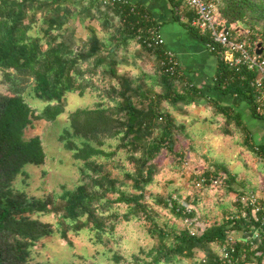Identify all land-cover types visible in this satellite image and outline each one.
<instances>
[{
    "label": "trees",
    "instance_id": "16d2710c",
    "mask_svg": "<svg viewBox=\"0 0 264 264\" xmlns=\"http://www.w3.org/2000/svg\"><path fill=\"white\" fill-rule=\"evenodd\" d=\"M172 2L178 6V19L184 11L191 19L193 9L186 2ZM216 5L220 21L248 28L252 39L264 41V0H217ZM190 19L184 24L207 41ZM77 21L87 30L83 36L76 34ZM157 26L142 5L128 0H0V264H53L32 260L33 246L44 235L59 232L68 241L70 231L86 229L94 243L107 244L120 218L137 217L149 219L153 243L143 255L133 253L130 264H264V223L249 207L229 217L238 205L232 196L247 189L224 162L213 160L210 168L226 182L221 186L226 202L220 205L219 219L192 232L188 219L196 213L201 192L191 189L189 210L174 198H154L169 206L175 217H183L184 226L174 222L168 229L156 220L159 213L148 200L147 184L164 165L163 155L180 162L183 151L192 147L172 108L215 106L226 118L223 132L245 135L238 113L229 112L178 72L163 70L164 44L148 45L143 39ZM227 75L231 81L223 84ZM250 75L220 60L216 83L257 114ZM75 91L96 96L93 106L68 112L65 133L78 140L60 135L80 160L79 182L58 196L28 195L12 186V178L25 173L24 164L42 163L46 152L40 135H27L26 129L34 119H56L65 110L68 93ZM31 92L46 102L42 109L26 99ZM110 139L113 148L104 145ZM252 149L259 157L264 152L261 145ZM122 154L131 167L114 175L106 165L120 167L116 157ZM48 213L58 216L56 224L39 218ZM253 230H258L256 238L251 237ZM234 231L240 236L228 239Z\"/></svg>",
    "mask_w": 264,
    "mask_h": 264
},
{
    "label": "rangeland",
    "instance_id": "374dc122",
    "mask_svg": "<svg viewBox=\"0 0 264 264\" xmlns=\"http://www.w3.org/2000/svg\"><path fill=\"white\" fill-rule=\"evenodd\" d=\"M95 27L99 30L97 23H95ZM75 31L77 35L83 36L87 30L83 23L77 21ZM1 86L2 84H0ZM26 99L37 109H42L46 104L42 99L34 97L32 92L26 94ZM95 100L96 96L89 91L83 95L77 94L76 91L69 92L65 110L56 119H34L33 125L27 127L26 134L40 135L46 152L44 161L40 164L29 162L24 164L25 173H17L12 178V186L23 189L28 195L35 196L50 193L58 196L64 189L75 187L79 182L78 165L80 160L74 158L72 151L64 146V139H61L60 135H65V130L69 129L68 112L79 106H93ZM192 109L193 106L187 107L185 111L172 108V113L182 122H185H183L186 128L185 131L189 133L188 142L192 144V147L182 150L184 155L180 162L170 157V155H163L164 165L155 175L154 180L147 184L146 188L148 200L159 213L156 220L160 225H166L168 229L173 228L172 224L174 222L179 226H184L186 222H184L183 217H175L169 206L156 202L155 197L174 198L189 210L192 203L186 199L187 195L191 189L200 190L199 200L194 207L196 213L193 218L188 219L191 223L187 226L192 230L202 228L205 224L221 217L222 206L220 205H224L226 202L221 186L225 185L226 182L220 185H211L210 180L200 181L199 179V176L211 174L210 168L213 160L228 163L231 159L244 157L243 160L246 164L239 166L237 169L241 172L245 170V173L237 174V178L242 177V180H245L251 177L256 179L257 177V181H264V177L257 175V171L254 170L257 165L258 168H261V163L255 164L251 160L249 162L245 157V151L241 147L235 148V139L238 135L223 133L222 126L226 122L218 109L216 108V112L207 109L203 115L199 112V108ZM195 116L203 118V120H194ZM205 116L208 118L204 119ZM211 116L213 120H211ZM66 135L78 140V137L72 133ZM114 142L112 139L106 140L104 145L113 148ZM116 159L119 160L120 167H113L111 164L106 165L112 170V174L121 175L126 168L131 167L130 162L123 154L116 157ZM116 159H111L110 162H116ZM243 160L237 161L236 165H241ZM213 186H216L215 189L218 194ZM248 190L251 189L247 188L243 192ZM237 193L232 196L234 199ZM237 206H234L231 213L239 212L237 209L241 211L247 208L246 205ZM39 218L56 224L58 216L48 213L40 215ZM150 225L148 218L141 219L137 217L129 220L120 218L115 224L114 236L107 244L94 243L91 232L86 229H82L78 233L70 231L68 241L59 232L44 235L33 246L32 260H48L53 264H130L133 253L143 255L152 246L153 238L148 230ZM239 234L238 231H234L229 234V237L233 239L236 235L240 236ZM251 237L254 238L253 233H251ZM213 248H216L218 252L220 251V248L214 244ZM114 253L119 254L121 257L115 260ZM188 260L190 259L188 258Z\"/></svg>",
    "mask_w": 264,
    "mask_h": 264
},
{
    "label": "crops",
    "instance_id": "0c3cea01",
    "mask_svg": "<svg viewBox=\"0 0 264 264\" xmlns=\"http://www.w3.org/2000/svg\"><path fill=\"white\" fill-rule=\"evenodd\" d=\"M128 1L142 5L148 11L152 21L158 25V31L164 39V46L174 52L175 58L178 62V74H181L188 83H192L200 87L207 94V96L216 100L221 106H227L229 112L239 114L241 125L244 126L245 129V138L240 135V133L239 135L238 133H235L238 135L237 139H235V148L238 149L241 147V149L245 151V157L249 162L251 160L255 164L261 163V168H258L257 165V168L254 170L257 171V175L264 177V152L260 154L261 157H259L252 149L257 145L264 147V117L254 114L250 105L246 101L240 99L236 94L224 93L220 87L217 86L216 72L220 59L214 52L207 48L205 40L202 36L195 34L187 25L184 24L183 20H189L190 14L184 11L180 14L181 18L179 16L178 19L176 16L177 14L179 15V9L178 6L172 2V0ZM180 1L185 3L184 0ZM225 79L223 80V84H227L231 81L230 75H227ZM197 108H199V112L202 113V115L207 109H211L216 112L215 106H213V108H205L203 105L193 106V109ZM185 110L186 108L182 111ZM221 115L223 116V114ZM207 118V116L204 117V119ZM194 120L202 121L203 118H197L195 116ZM211 120H213L212 116ZM240 129L242 130L241 127ZM243 159L244 157H238L235 160L231 159L228 163L224 161L221 162L226 163L229 171L232 174L237 175L242 172L245 173V170L241 172V170L237 169L239 166L246 164ZM239 160H243V163L241 165H236ZM257 179V177L256 179L254 177L252 179L251 177L242 180L241 177L238 180L243 181L241 182L243 188L247 189L252 187L253 190L263 197L262 200H264V181H257Z\"/></svg>",
    "mask_w": 264,
    "mask_h": 264
},
{
    "label": "built area",
    "instance_id": "2783aa9c",
    "mask_svg": "<svg viewBox=\"0 0 264 264\" xmlns=\"http://www.w3.org/2000/svg\"><path fill=\"white\" fill-rule=\"evenodd\" d=\"M113 1L115 0H111V2ZM184 1L193 9L190 23L200 34L207 36V41H205L207 48L235 71L244 70L251 73L248 82L254 90L253 105L256 113L264 117V41L260 38L252 39L248 35V28H240L232 24L226 27L225 22L220 21L216 12L217 0ZM143 39L148 45L152 42L164 43V39L157 27ZM258 47H261L260 51H257ZM162 55L160 64L163 70L172 74L178 72V62L174 52L164 47ZM240 77H244V73ZM199 179L200 181L210 180L211 185H220L225 182L222 174L211 173L208 176H199ZM262 198L259 193L251 189L237 193L235 201L240 206L246 205L249 207L252 216L264 223V203H262ZM244 212H246L245 209L241 210V213ZM234 216H237V214L231 213L229 217L232 218ZM192 232H195V230H192ZM252 233L254 238L258 236V230H253ZM228 239L231 238L228 237Z\"/></svg>",
    "mask_w": 264,
    "mask_h": 264
},
{
    "label": "water",
    "instance_id": "95a60500",
    "mask_svg": "<svg viewBox=\"0 0 264 264\" xmlns=\"http://www.w3.org/2000/svg\"><path fill=\"white\" fill-rule=\"evenodd\" d=\"M229 24H230V23H229L228 21L225 22V26H226V27H228ZM258 44H259V43H258ZM260 50H261V47H258L257 51H260Z\"/></svg>",
    "mask_w": 264,
    "mask_h": 264
}]
</instances>
